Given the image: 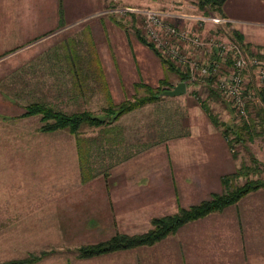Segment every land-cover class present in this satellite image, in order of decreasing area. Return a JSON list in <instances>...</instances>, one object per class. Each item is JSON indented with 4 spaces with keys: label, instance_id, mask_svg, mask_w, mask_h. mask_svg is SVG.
Returning <instances> with one entry per match:
<instances>
[{
    "label": "crops",
    "instance_id": "crops-1",
    "mask_svg": "<svg viewBox=\"0 0 264 264\" xmlns=\"http://www.w3.org/2000/svg\"><path fill=\"white\" fill-rule=\"evenodd\" d=\"M104 3L105 1L100 7ZM85 6L88 9L79 11L68 9L67 0H0V82L3 84L0 88V116L3 119L17 118V116L5 114L18 112L20 99L27 90L37 94L45 88L53 87L49 84L55 82V79H40L39 75L47 66H56V62L61 69L59 71L61 76H58V71L53 73L48 70L46 72L49 75L51 72L52 78H58L59 88L62 85L66 86L68 91L80 92L84 90L86 82L102 84L106 98V105L102 107V112L96 113L87 109L67 112L41 100L40 96L42 95L35 96L32 93L28 95L26 93V98H37V101L34 102L47 104L66 113L91 111L95 114H103L108 104H119L125 100L117 98L113 94L114 88L111 85V79L104 66L102 67L103 63L100 58L78 60L83 53L75 50L74 41L68 40L65 50L69 49L65 57L57 60L56 58L51 60L50 57H46V54H43L44 57H32L31 59L26 57L30 53L28 50H36L38 45L41 47L42 42L49 35L63 32L70 36L76 32L81 33L84 29L83 24H88V30L103 26L104 22L99 8L90 10V0H86ZM220 16L233 23L232 18L224 12ZM175 21L181 23L182 26H195L194 29H198V25L188 21L187 18ZM258 23L262 24L260 21ZM248 32L257 33V40L260 42L258 48L261 49L259 52L264 54V29L248 28L246 32L242 31L245 40ZM24 35L33 36L29 38L28 42ZM144 46L147 50H151L146 44ZM5 50L16 51L2 52ZM51 61L54 62V65L49 64ZM86 62L91 66L94 65L95 68L91 67V71L85 69ZM140 82L148 84L140 80L134 83V88H137L136 85ZM36 83L37 90H33ZM76 96L78 95H74L75 98ZM161 100L125 114L113 124L112 132H106L100 128L97 129L95 136H86L83 132L81 133L91 151L90 161L94 168L92 179L97 177L98 180L100 179V185L96 188H90L88 185L92 179L87 182L82 181L76 137L68 130L42 132L40 119V132L53 134L66 131L75 137L81 183L87 185L78 192L81 196L83 194V197L77 196L80 198L81 204H85L80 209H95L97 211L91 214L86 225L97 222L100 226H116L117 220L123 215L139 219L137 210H140L147 211L146 216H148L152 227V218L168 215L160 214L164 207L167 209L173 207L178 211L180 207H190L208 199L213 193L222 192L223 177L236 170L235 161L227 153L225 143L219 141V143L213 144L211 139H208L206 145L210 147L209 149L197 144L199 147L193 146L196 153H188L190 158L185 161L194 163L192 169L171 170L170 157L168 156L166 165L162 167L163 171L161 168L159 172L143 171L141 173L144 175L139 176L140 173L132 169H112V171L111 168L108 169L109 165L107 164L103 168V172L99 173V169L95 165L100 158L98 156L100 153H103V156L108 154L110 160L121 164L131 161L155 146L156 143L152 144V142L127 141L123 134L125 128L122 119L147 106H153ZM34 102L24 103L21 107L24 112L20 116L26 112L27 106ZM141 123V125L150 126L148 121ZM152 123L155 124L156 121ZM86 127L90 128L85 125L82 130ZM96 157L98 158L95 159ZM176 157L175 161H178V156ZM180 157L183 158V156ZM203 159L207 165H202ZM34 161L36 164L37 153L34 154ZM179 161L182 162V159L179 158ZM116 165L118 164H114V167ZM228 166L231 167L230 170H227ZM159 176L164 177L165 184L157 183ZM140 182L142 183L140 184ZM62 189L65 192H57V189H53L56 191L51 194H58L54 201L50 200L51 194L48 191L43 188L38 190L37 186L32 190L27 189L25 185L0 189V237L3 236L0 240L21 243L32 241L37 244V251L40 253L48 251L45 257L33 264H72L65 252L60 254L52 252L50 246V243H56L59 240L68 241V230L70 236L75 218L81 216L75 212L79 210L77 206L79 203L75 200L73 186L65 185ZM118 232L138 234L122 231H116L114 234ZM108 255L114 257H106ZM23 258L25 257L13 260ZM81 261L82 264H102V261L104 264H264V189L250 192L237 203L222 211L212 212L203 218L185 224L175 234H171L153 245L82 258Z\"/></svg>",
    "mask_w": 264,
    "mask_h": 264
},
{
    "label": "rangeland",
    "instance_id": "rangeland-1",
    "mask_svg": "<svg viewBox=\"0 0 264 264\" xmlns=\"http://www.w3.org/2000/svg\"><path fill=\"white\" fill-rule=\"evenodd\" d=\"M104 1V5L100 7ZM85 2L86 0H67V8L79 11L88 9L85 6ZM98 2L99 0H90L89 8L90 10L99 8L104 22L103 26L100 25L96 27L97 29L88 30V24H83L84 29L81 33L76 32L70 36H67L63 32V34L49 35L50 37L47 36L48 38L44 39L41 47L37 46L38 50H28L30 53L26 57L31 59L32 57H44L45 55L43 54H46V57H50L51 60L54 58L57 60L58 58L65 57L69 49L65 50L68 40L74 41L75 50L83 53L78 58L79 61L83 58L85 60L93 58L101 59L103 63L102 67L104 66L108 77L111 79V85L114 88L113 94L121 99L132 98L135 94L139 96L143 95L145 91L143 88H134V83L140 80L157 87L159 86V80L166 78L168 85L162 87L166 89H172L182 81L178 73L168 70V67L163 64L160 57L150 47L151 50L145 48L138 36L137 29L142 30V33L146 35L142 16V11L146 10L165 12L171 16L172 14L190 15L192 18L188 19V21L196 24L194 18L202 13L199 11L195 1L100 0V3ZM117 8L123 11L121 13L114 12V9ZM125 8H131L139 12L127 13L124 11ZM223 8V12L232 18L230 19L233 20V24L241 33L242 31L246 32L248 28L256 30L264 29V25H262L264 24V2L262 0H228ZM223 12L219 11L213 14L223 15ZM258 21L262 22V24L258 23ZM183 27L191 31L200 32L204 37H214L219 41H233L241 44L227 24L198 28L200 31L198 29L195 30V26L188 27L185 25ZM32 36L24 35V38L29 42V38ZM257 37L256 32L254 34L248 32L247 39L244 42L247 45L250 44V48L241 44L249 54L258 55L260 53L259 50L261 49L258 48L260 42L257 40ZM15 51L5 50L2 52ZM185 51L200 62L209 63L213 59L210 53L200 48L186 47ZM220 62L223 70L231 65L229 60H220ZM49 64L54 65V62L51 61ZM85 64V69L89 71H91V67L95 68L94 65L91 66L88 62ZM57 65L56 62V66H47V69L45 68L39 75L40 79H55V82H50L49 84L53 87L50 86L49 89L45 88L43 91L37 92V94L29 90L24 92V96L20 99L18 112L5 114L17 116V118L3 119L0 116V154L8 156L7 158L2 155L0 156V189L25 185L27 189L32 190L37 186L38 190L43 188L51 194L56 191L53 189H57V192H65L62 189L63 186H73L75 200L79 203L77 205L79 210L75 212L81 216L75 218L70 236L68 230V241L59 240L56 243H50V246L52 252H57L58 254L65 252L66 257L72 264H82V258H78L76 253L78 247L96 243L100 240H107L116 231L129 233L143 232L149 229L151 224L148 216H146L147 211L142 212L137 210V214L140 216L139 219L123 215L117 220L116 226H100L97 222L96 224L93 222L94 224L90 223L86 225L85 223L90 219L91 214L97 211L95 209H80L85 204H81L78 197H83V194L81 196L78 192L87 185L81 183L75 137L66 131L53 134L40 132L39 127L41 122L38 115L28 118L19 117L24 112V109L21 108L24 103L28 104L32 101H37V98H26L30 93L35 96L42 95L40 96L42 97L40 98L41 100L67 112L85 109L96 113L102 112V107L106 105L102 84L86 82L84 90L80 92L68 91L66 86L62 85L59 88L58 78H52V73L50 72L49 75L46 72L48 70L53 71V73L58 71V76H61L59 72L61 69ZM175 65L183 72L187 71L189 76H193V72L190 71L187 65L178 63H175ZM186 84L187 91L184 95L175 97L163 96L161 102L155 103L153 106H147L145 109L125 116L122 119V124L125 128L123 134L127 141L137 142L140 140L156 144L131 161L121 164L116 163L115 160H110L108 154L103 156V153H100L98 155L100 158L97 161V165H95L99 169V173L103 172V168L107 164L109 165L108 169H132L140 173L139 176L144 175L141 173L143 171H147L148 173L159 172L163 165H166L168 156L170 157L171 170L192 169L194 163L185 161L190 158L188 153H196L193 150V146L199 147L197 144H201L205 149H209L210 147L206 143L208 139H211L213 144L219 143V141L225 143V149L234 159L237 166L236 169L243 164L253 166L255 164L252 162L253 157L259 161V166L262 169L261 172L242 176L234 180L233 186L243 185L251 179L260 178L264 182V125L258 118L259 116L261 117V113L258 110L264 108V102L258 95L260 88L264 86V82L256 79L252 71L248 73L247 89L254 92L257 98L248 103L247 117L241 116L233 107L229 98L217 88V77L189 78V82H186ZM2 85V82H0V88H2ZM212 88L214 89L213 91L211 90ZM33 90H37V83ZM81 93L83 94L80 95ZM74 95L78 96L75 98ZM203 101H206L212 109L213 114L217 115L221 121L220 126H215L212 123L202 107L201 103ZM251 117L253 119L256 118L258 121L255 131H253V139H248V141L241 139L239 141L236 133L237 131L240 132L241 128L244 127L245 121H248ZM147 121L150 123L149 127L141 125V122ZM153 121H156V123L153 124ZM226 128H229L228 137L223 135V130ZM82 132L86 136H95L97 129L86 127ZM227 141H232L234 146L229 147ZM214 147L217 148L218 146ZM36 153L37 163L35 164L34 154ZM173 156L175 157L173 158ZM176 156H178V161H175ZM180 156H183V158ZM179 158L182 159V162L179 161ZM114 164L118 165L114 167ZM202 165H207L204 159ZM230 169L231 167L228 166L227 170ZM99 180L98 177L92 179L91 183H88L89 187L96 188L100 185ZM157 183L165 184L164 177L159 176ZM260 189H264V185ZM224 191L225 186L220 193ZM57 195L51 194L49 196L50 200L54 201ZM176 211V208L169 207L167 209V207H164L160 214H172ZM122 212L125 213V211ZM37 248V244L32 241L21 243L0 240V264L16 258L28 257L31 253H40L37 251ZM106 257L114 256L108 255ZM102 264H104V261H102Z\"/></svg>",
    "mask_w": 264,
    "mask_h": 264
},
{
    "label": "trees",
    "instance_id": "trees-1",
    "mask_svg": "<svg viewBox=\"0 0 264 264\" xmlns=\"http://www.w3.org/2000/svg\"><path fill=\"white\" fill-rule=\"evenodd\" d=\"M196 2L199 11L205 15H213L214 12H223V7L228 0H193ZM234 33V36L240 40L241 44L245 47H249L250 44L244 42V35L235 27V25L229 21L227 23ZM139 38L144 44L150 47L162 60L163 64L168 67V70L175 71L179 74L180 79L185 82H189L190 76L187 71L183 72L173 61L164 57L158 49L151 43L146 36L142 33V30L137 29ZM259 57L264 59V54L259 53ZM164 85H168V80L161 79L159 86L154 87L150 84L138 83L137 88H143V95H134L132 98H127L119 104H108L104 109L102 115L95 114L91 111H82L77 113H66L56 108L49 106L41 102H34L27 106L26 112L20 117L40 116L42 126V132H55L59 130H68L77 139L78 154L80 160V168L82 174V181L87 182L94 176L93 165H91L89 150L87 141L81 135L82 127L87 125L93 129H102L103 131H113V124L118 121L122 116L130 113L136 109L142 108L147 104L158 102L163 99L161 93L166 89L162 88ZM214 90L213 88L211 89ZM264 102V88H260L258 94ZM202 107L208 114L210 120L215 126H220L221 121L217 115L213 114L212 109L206 101H203ZM258 112L261 113V123L264 125V108H260ZM248 120V119H247ZM257 119L249 118L245 121L244 127L240 132L237 131L236 135L239 141L244 139H253V131L257 127ZM229 128L223 130V135L228 137ZM243 136V138H242ZM228 142V141H227ZM228 146L232 147L233 142H228ZM90 151V152H89ZM253 166L243 164L237 168L234 172L225 175L222 179L225 191L223 193H213L211 198L204 199L201 202L194 204L190 207H180L176 213L168 214L165 216L154 217L151 220L152 227L146 232L138 234L116 233L109 239L100 241L97 243L86 244L78 247L76 253L78 258H90L103 254H109L120 250H128L137 248L140 246L153 245L171 234H175L185 224L203 218L215 211H222L230 205L237 203L244 196L250 192L260 189L264 182L262 179H251L245 184L239 186H233L234 180L242 177L249 176L251 174H257L262 171L259 166V161L252 158ZM89 166V167H88ZM48 251H43L39 254L31 253L28 257L23 259L12 260L5 264H33L45 257Z\"/></svg>",
    "mask_w": 264,
    "mask_h": 264
},
{
    "label": "built area",
    "instance_id": "built-area-1",
    "mask_svg": "<svg viewBox=\"0 0 264 264\" xmlns=\"http://www.w3.org/2000/svg\"><path fill=\"white\" fill-rule=\"evenodd\" d=\"M123 10L114 9V12ZM125 12L139 11L125 8ZM146 38L154 44L158 51L171 61L187 65L193 72L191 79L197 77H217V88L232 102L241 116H248V103L257 98L254 92L247 89V77L253 72L256 79L264 82V59L257 54H249L241 44L233 41H219L217 38L204 37L200 32L191 31L176 21L191 19L190 15H174L146 10L142 11ZM198 28L223 26L230 20L220 15L200 14L195 18ZM186 47L205 50L213 56L209 63L200 62L185 51ZM220 60H229L231 65L222 69ZM264 88V86H263Z\"/></svg>",
    "mask_w": 264,
    "mask_h": 264
},
{
    "label": "water",
    "instance_id": "water-1",
    "mask_svg": "<svg viewBox=\"0 0 264 264\" xmlns=\"http://www.w3.org/2000/svg\"><path fill=\"white\" fill-rule=\"evenodd\" d=\"M187 91V84L185 81L179 82L174 88L172 89H165L162 93L161 96H181L184 95Z\"/></svg>",
    "mask_w": 264,
    "mask_h": 264
}]
</instances>
